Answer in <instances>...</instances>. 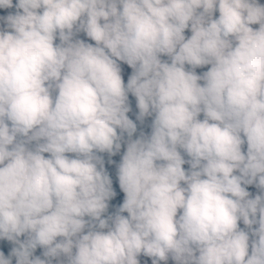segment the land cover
<instances>
[{"label":"clouds","instance_id":"obj_1","mask_svg":"<svg viewBox=\"0 0 264 264\" xmlns=\"http://www.w3.org/2000/svg\"><path fill=\"white\" fill-rule=\"evenodd\" d=\"M6 8L16 11L0 16V240L12 247L0 264H264V4ZM129 94L136 121L151 118L135 138ZM122 144L123 200L108 213L101 154Z\"/></svg>","mask_w":264,"mask_h":264},{"label":"trees","instance_id":"obj_2","mask_svg":"<svg viewBox=\"0 0 264 264\" xmlns=\"http://www.w3.org/2000/svg\"><path fill=\"white\" fill-rule=\"evenodd\" d=\"M13 4H15V0H13ZM15 11H16V9H14V8L0 9V16H5L10 12L14 13ZM204 70H206V69L197 70L196 72L199 74L200 72H202ZM128 102H129V106H130V111L127 113V115L129 116L130 119L133 120L134 123L137 124V132L134 133L133 138H135L136 135H139V133L141 131H143L145 134H147L150 131L149 125H150L151 118L146 117L143 122L136 121V119H135V115H136L135 98L132 97L131 94H129ZM242 150H243V148H242ZM122 151H123V144L121 147V152ZM101 155L103 156V159H104L105 170L108 172L110 178L112 179V186H113V190L115 192V195L108 202V204H109L108 213H113L116 210V208L119 206V204L122 202L123 193L120 191L119 186H118V182L116 180L115 167H109L106 164V160L108 157L107 154H101ZM183 167L187 168L188 165L185 164V165H183ZM21 239H23V236L21 237ZM11 247H12L11 242L5 241V240H0V251L4 252L5 255L8 254ZM41 251L42 250L39 247H37V249L34 251V253H36V252L41 253ZM169 261H170V264H173V262L171 261L170 258H169Z\"/></svg>","mask_w":264,"mask_h":264},{"label":"rangeland","instance_id":"obj_3","mask_svg":"<svg viewBox=\"0 0 264 264\" xmlns=\"http://www.w3.org/2000/svg\"><path fill=\"white\" fill-rule=\"evenodd\" d=\"M258 2L261 3V4H264V0H258ZM253 27H255V25H254ZM188 34H189V33H188L187 30H186V31H185V35H188ZM79 38L87 40V38L84 37L82 33L79 34ZM87 42H91V41H87ZM162 59H163V57H162ZM120 66H121V69H122V72H121L122 79H123L124 82L126 83V82H127V77L131 74V71H132V70H131L126 64H123L122 62H121V65H120ZM206 67H207V66H205L204 68H201V69H196V71H197V70L206 69ZM135 109H136V108H135ZM136 111H137V110H136ZM242 148H243V147H242ZM122 152H123V151H122ZM122 152L113 155L111 158L107 157L106 164H107L109 167H115L116 163H118V161H119V156H120V154H122ZM109 159H111V160L113 161L112 164H109V163H108V160H109ZM185 159H187V157H185ZM246 190L249 191L250 195H255L256 193H258V190H257L254 186H252V185H248V186H246ZM240 226L243 227L242 224H241ZM40 254H41L40 252H36V253H34V255H40ZM138 259L141 261V264H151L150 258H148V257L140 256V257H138ZM54 264H55V262H54ZM167 264H170V261H169V260L167 261Z\"/></svg>","mask_w":264,"mask_h":264}]
</instances>
